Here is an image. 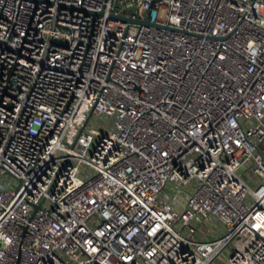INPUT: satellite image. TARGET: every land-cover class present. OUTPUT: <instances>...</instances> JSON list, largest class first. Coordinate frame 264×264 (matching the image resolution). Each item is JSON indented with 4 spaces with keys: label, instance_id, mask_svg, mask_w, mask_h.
<instances>
[{
    "label": "built area",
    "instance_id": "2783aa9c",
    "mask_svg": "<svg viewBox=\"0 0 264 264\" xmlns=\"http://www.w3.org/2000/svg\"><path fill=\"white\" fill-rule=\"evenodd\" d=\"M240 235L223 264H264V0H0V264Z\"/></svg>",
    "mask_w": 264,
    "mask_h": 264
},
{
    "label": "rangeland",
    "instance_id": "374dc122",
    "mask_svg": "<svg viewBox=\"0 0 264 264\" xmlns=\"http://www.w3.org/2000/svg\"><path fill=\"white\" fill-rule=\"evenodd\" d=\"M90 124H95V122L92 121ZM97 125H98V126H102V125H104V123L98 121V122H97ZM99 129H100V131H102V127H99ZM221 235H222V227L218 226V227H217V232H216V234H215V238H219ZM243 237H244L243 235L238 236V237H237V238H236V239L230 244V246H228L227 249L222 253L221 257L217 260V263H219V264H223L224 261L226 260L227 256H228V254L230 253V250H231L232 248L236 247V246L240 243V241H242Z\"/></svg>",
    "mask_w": 264,
    "mask_h": 264
},
{
    "label": "water",
    "instance_id": "95a60500",
    "mask_svg": "<svg viewBox=\"0 0 264 264\" xmlns=\"http://www.w3.org/2000/svg\"><path fill=\"white\" fill-rule=\"evenodd\" d=\"M142 24H146V22H141Z\"/></svg>",
    "mask_w": 264,
    "mask_h": 264
}]
</instances>
